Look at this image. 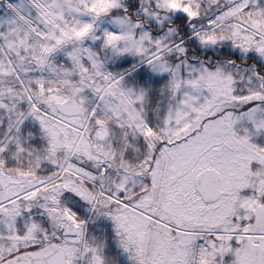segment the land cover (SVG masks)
I'll return each mask as SVG.
<instances>
[{
	"label": "snow or ice",
	"instance_id": "6c2138e0",
	"mask_svg": "<svg viewBox=\"0 0 264 264\" xmlns=\"http://www.w3.org/2000/svg\"><path fill=\"white\" fill-rule=\"evenodd\" d=\"M0 264H264V0H0Z\"/></svg>",
	"mask_w": 264,
	"mask_h": 264
}]
</instances>
